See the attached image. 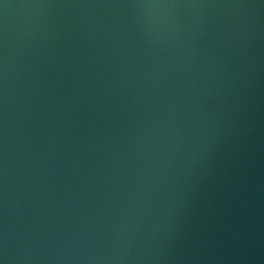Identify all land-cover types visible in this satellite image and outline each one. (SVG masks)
<instances>
[{
	"label": "water",
	"instance_id": "obj_1",
	"mask_svg": "<svg viewBox=\"0 0 264 264\" xmlns=\"http://www.w3.org/2000/svg\"><path fill=\"white\" fill-rule=\"evenodd\" d=\"M0 264H264V0H0Z\"/></svg>",
	"mask_w": 264,
	"mask_h": 264
},
{
	"label": "clouds",
	"instance_id": "obj_2",
	"mask_svg": "<svg viewBox=\"0 0 264 264\" xmlns=\"http://www.w3.org/2000/svg\"><path fill=\"white\" fill-rule=\"evenodd\" d=\"M151 6V5H150Z\"/></svg>",
	"mask_w": 264,
	"mask_h": 264
}]
</instances>
